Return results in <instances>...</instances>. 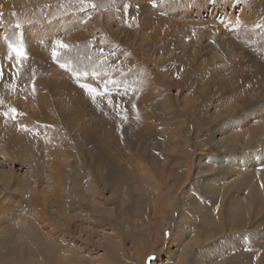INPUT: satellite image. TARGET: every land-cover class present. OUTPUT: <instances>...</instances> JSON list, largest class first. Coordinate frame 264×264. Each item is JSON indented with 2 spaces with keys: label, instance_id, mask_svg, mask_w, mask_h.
I'll return each mask as SVG.
<instances>
[{
  "label": "rangeland",
  "instance_id": "374dc122",
  "mask_svg": "<svg viewBox=\"0 0 264 264\" xmlns=\"http://www.w3.org/2000/svg\"><path fill=\"white\" fill-rule=\"evenodd\" d=\"M0 70V264H264V0H0Z\"/></svg>",
  "mask_w": 264,
  "mask_h": 264
},
{
  "label": "bare ground",
  "instance_id": "6f19581e",
  "mask_svg": "<svg viewBox=\"0 0 264 264\" xmlns=\"http://www.w3.org/2000/svg\"><path fill=\"white\" fill-rule=\"evenodd\" d=\"M184 1V0H183ZM116 2H119V1H116ZM247 8V7H246ZM58 107V106H57ZM74 107V106H73ZM40 112V111H39ZM43 112V111H42ZM59 112H60V108H59ZM38 114H40V113H38ZM36 116H37V114H36ZM40 116V115H39ZM33 117V116H32ZM79 117V116H78ZM117 119V118H116ZM251 174V173H250ZM257 175V174H256ZM252 176H254V175H252ZM89 179V178H88ZM25 182V181H24ZM63 187V186H62ZM56 192H57V190H56ZM63 193V192H62ZM38 199V198H37ZM72 201V200H71ZM36 205H38V207L40 206V205H42L43 206V204L45 205V199L42 201H40V200H34L33 201ZM62 202V201H61ZM75 202V201H74ZM65 203V202H64ZM59 205V204H58ZM74 205V204H73ZM41 206V207H42ZM43 208L44 207H42V210H43ZM73 209V208H72ZM75 209V208H74ZM39 211V210H38ZM43 212H44V210H43ZM62 213V212H61ZM40 214V213H39ZM23 215V214H22ZM45 215H47V214H45ZM39 218H36L35 217V220H33V221H36L37 222V226H39L38 228H33V227H35L36 226V224H33V223H31V224H33L32 226V228H33V231H36V235L34 234V235H32V234H29V232L27 233V232H25V236L28 238V240H29V244H30V247H28V244L25 246V244H26V241H25V243H20V246H22L21 248H22V250H23V248H24V255L23 256H25V257H27V261H26V264H37V263H39L40 262V260H39V258L40 257H43V256H45L46 254H48V255H50L51 253L50 252H58V251H61V249H62V247H64V246H61V245H55V243L57 242H60V244H64L65 242H64V240L65 239H63V235H62V239L60 238L61 237V234L64 232H61V234H59V236H56V234L58 235V233H55V231H57V229H58V227H62L63 225L65 226L64 227V229H66V230H68V231H70L69 229H70V224H73V218H72V221H69L68 219L67 220H64L63 218H60L59 220H58V222H56V220H54V218L51 216V214L50 213H48V216H47V218H45V217H42V215H39L38 216ZM48 217H49V219H48ZM32 218H34V217H32ZM81 218V217H80ZM26 220V219H25ZM41 221H43V222H41ZM51 221H53L54 223H51ZM62 222V226H61V224H59V222ZM35 225V226H34ZM74 225V224H73ZM36 226V227H37ZM22 226H20V228H21ZM29 227V226H28ZM22 229V228H21ZM38 229H39V233H38ZM62 229V228H61ZM63 229V230H64ZM25 230V229H24ZM28 229H26L25 231H27ZM40 230L42 231V234L43 233H45L44 234V237L42 238V234H41V232H40ZM74 230V229H73ZM5 231V232H4ZM3 232H1L0 234H2V233H9V235H11V238L10 237H3V236H0V244L2 245L3 243H4V245H6L5 243H7L8 245H12V244H10V243H8V242H10V241H13V242H15V236L12 234V232L10 231H6V230H4ZM22 231V230H21ZM67 231V232H68ZM14 232V231H13ZM60 232V231H59ZM14 233H16V232H14ZM18 235H19V233H17ZM21 235V237L20 238H18V240H20L21 238H22V234H20ZM14 236V237H13ZM13 238V239H12ZM32 238H37L36 240L38 241V243L34 246V244H33V241H32ZM24 239V238H23ZM23 239H21L22 240V242L24 241ZM35 240V241H36ZM66 241V240H65ZM75 241V240H74ZM23 244H24V246H23ZM59 244V243H58ZM4 245H3V248H4ZM65 245V244H64ZM32 246V247H31ZM6 249H7V247H5ZM10 248V247H9ZM8 250H10V252H11V249H8ZM48 250L50 251V252H48ZM13 254V253H12ZM53 255V254H52ZM51 255V257L50 258H52V260H53V263H57V262H59L60 260L57 258H54L53 256ZM56 256V255H55ZM6 258V257H8L7 255H2V256H0V258ZM48 257V256H47ZM48 257V258H49ZM24 258V257H23ZM45 258V257H44ZM12 259H14V258H12ZM11 259V255H10V259H8L7 260V258L5 259V260H7V261H9V260H12ZM56 259V260H55ZM45 260V259H44ZM2 261V260H1ZM49 262H50V260H49ZM61 262V261H60ZM5 263V262H4ZM42 262H40V264H41ZM47 263V262H46ZM51 263H52V261H51Z\"/></svg>",
  "mask_w": 264,
  "mask_h": 264
},
{
  "label": "snow or ice",
  "instance_id": "6c2138e0",
  "mask_svg": "<svg viewBox=\"0 0 264 264\" xmlns=\"http://www.w3.org/2000/svg\"><path fill=\"white\" fill-rule=\"evenodd\" d=\"M60 48H66L67 47V45H65V44H63V43H60L59 45H58ZM9 47H12L13 48V51H15V53H16V55L18 56V57H22L23 55H24V53L19 49V48H15L14 46H12V45H9ZM53 55H55V53H53ZM62 67H63V65H61ZM2 70H0V76H2ZM82 88H86V89H88V90H90V91H92V92H95V91H97V89L96 88H90L89 89V86L87 85V84H81L80 85ZM109 103H111V101H109ZM13 113H14V115H15V110L13 109ZM5 115H7V114H5ZM13 118H14V116H13Z\"/></svg>",
  "mask_w": 264,
  "mask_h": 264
}]
</instances>
